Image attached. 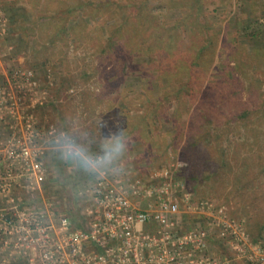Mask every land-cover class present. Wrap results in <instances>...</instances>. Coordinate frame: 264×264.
Returning a JSON list of instances; mask_svg holds the SVG:
<instances>
[{"label":"rangeland","instance_id":"obj_1","mask_svg":"<svg viewBox=\"0 0 264 264\" xmlns=\"http://www.w3.org/2000/svg\"><path fill=\"white\" fill-rule=\"evenodd\" d=\"M103 1L0 0V214L49 211L55 224L60 214L75 228H86L97 184L55 158L46 141L69 128L102 137L115 131L113 122L119 120L135 135L130 178L106 181L142 209L155 208L160 194L176 202L170 228L181 236L206 232L205 256L212 261L264 264V0H212L208 22L216 35L215 62L189 74H166L169 81L190 77L198 91L194 99L189 92L174 96L176 87L159 83L157 77L166 80L156 71L160 61L136 55L139 47L128 55L125 72L115 74L117 60L139 43L146 27L139 9L127 5L139 0H115L91 14L90 5ZM67 7L75 11L64 15ZM172 8L158 22L172 26L182 19L186 9ZM113 31L107 53L100 52ZM158 52L163 58L164 50ZM245 110L247 118L241 115ZM29 124L39 134L33 141L45 148V181L38 187L19 160L10 192L4 193V174L13 161L3 150L24 134L29 139ZM209 130L219 138L216 166L205 165L206 152L195 147ZM230 166L235 173H224ZM217 169L222 175L207 177ZM240 179L250 181L244 190H238ZM138 188L151 190L152 198H138ZM8 237L0 264L21 256L14 249L17 235Z\"/></svg>","mask_w":264,"mask_h":264},{"label":"built area","instance_id":"obj_2","mask_svg":"<svg viewBox=\"0 0 264 264\" xmlns=\"http://www.w3.org/2000/svg\"><path fill=\"white\" fill-rule=\"evenodd\" d=\"M28 126L29 139L24 134L16 140L15 146L9 142L3 150L13 161L4 174L6 181L1 187L4 193L10 192L12 173L17 170L15 162L19 160L25 164L20 165L21 168L27 167L32 172L38 187L45 181V148L33 141L39 134L30 124ZM135 195L152 198L151 190L138 188ZM9 199L15 203L13 197ZM156 199L155 208L142 209L131 196L117 191L111 182L104 180L92 190L87 226L83 229L75 228L60 214L59 222L53 223L49 216L55 217V213L49 211L2 213L0 250L9 246L8 235L16 234L14 249L21 255L17 259L3 260L2 264H220L205 256L207 233L189 232L183 236L174 233L170 228L174 225L171 218L176 215L178 204L162 194ZM155 226L158 229L154 230Z\"/></svg>","mask_w":264,"mask_h":264},{"label":"trees","instance_id":"obj_3","mask_svg":"<svg viewBox=\"0 0 264 264\" xmlns=\"http://www.w3.org/2000/svg\"><path fill=\"white\" fill-rule=\"evenodd\" d=\"M116 3L117 1L115 0H104L102 3L97 2L90 5V13L99 15V13H101L99 12L100 9L103 11ZM214 3L215 2H212V0H139V4H135L133 1L127 4L129 8L139 9V20L144 22L143 26L146 28L139 39V43L135 42L130 45V47L123 52L124 54L117 60L115 74L117 71L125 72L127 63L130 62L128 55L134 53L135 49L139 47V51L135 53L136 55L139 53L143 54L142 56L149 59V62L154 63L155 61H160L159 68L156 69V71L160 72L166 80L154 76L159 83L169 82L176 87L174 96H180L183 93L189 92L194 99L198 91L195 90L194 81L190 77L187 80L169 81L166 74H171L173 72L179 74L187 72V74H189L192 71H196L198 68L202 70L203 68H209L212 62H215V51L217 48L216 35L210 32V23L208 22V17L212 15L211 12H208L210 11L208 6L214 5ZM172 7H180L182 10L186 9V12H181L180 16H182V19L174 20L172 26H167L165 23L161 24L162 22H158L159 15L166 17L168 12L174 9ZM45 11L49 12L51 9L47 7ZM72 11L74 12L75 10H71V8L67 7L62 13L66 15L69 14V12L73 13ZM122 27L123 26H121V28ZM117 32L121 33L122 30H117ZM115 33L116 31L112 32L111 40H108L106 44L102 46L100 52L107 53V49L110 48L111 42L115 38ZM143 46H145V48H142ZM159 49L164 50V55L161 59L157 58ZM233 60L234 57H231L228 62ZM164 62H166V64H164ZM161 64L166 66V71L162 69L164 65ZM168 66L170 70H168ZM152 69L154 70V68ZM204 85L205 82L202 83V88ZM64 87H66V85ZM190 87L191 89H189ZM226 95L228 96L229 94L226 93ZM202 114L207 122L212 121V119L208 117L210 114H206L205 112ZM248 114L249 111L245 110L241 115L247 118ZM180 129L181 128H179L178 134L181 133ZM216 139L218 141L219 138L209 130L205 132L204 136H200V142L195 145V147H203L206 152L207 159L204 162L205 165H214L215 161L217 164ZM222 149L225 152V149ZM224 173L234 174L235 171H233L232 166H230ZM218 175H222L219 170L217 172L213 171L207 177L216 178ZM249 176L251 177V174H249ZM203 177L204 176L201 175L200 178ZM224 177L225 175H223V178ZM249 182L250 181L245 182L244 179L238 180V190H244L246 183Z\"/></svg>","mask_w":264,"mask_h":264},{"label":"clouds","instance_id":"obj_4","mask_svg":"<svg viewBox=\"0 0 264 264\" xmlns=\"http://www.w3.org/2000/svg\"><path fill=\"white\" fill-rule=\"evenodd\" d=\"M113 128L115 131L110 129L102 137L69 128L49 137L46 144L55 158L88 176L94 185L106 179L126 182L135 135L125 132L119 120L113 122Z\"/></svg>","mask_w":264,"mask_h":264}]
</instances>
